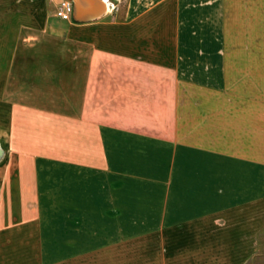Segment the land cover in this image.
<instances>
[{"label": "crops", "instance_id": "1", "mask_svg": "<svg viewBox=\"0 0 264 264\" xmlns=\"http://www.w3.org/2000/svg\"><path fill=\"white\" fill-rule=\"evenodd\" d=\"M106 1L78 22L0 0V264H243L264 227V0ZM32 69L46 91L11 92ZM43 160L75 171L70 201L43 198Z\"/></svg>", "mask_w": 264, "mask_h": 264}, {"label": "rangeland", "instance_id": "2", "mask_svg": "<svg viewBox=\"0 0 264 264\" xmlns=\"http://www.w3.org/2000/svg\"><path fill=\"white\" fill-rule=\"evenodd\" d=\"M194 24H196V26H194ZM200 26L201 25H199V22H196V23L193 22L192 30H194V28L198 30L200 29ZM68 52H69L68 55H65L63 58H58V60L63 59L65 63L64 72H63L64 73L63 82L61 85V89H63L62 90L63 91V97H62L63 102L62 103L65 109L70 110L71 103L80 105L81 100L79 99H80V95H82L83 86H79L80 87L78 88L79 90L78 89L76 90V88L73 87V85L70 82V76H71L70 61L72 60V58H71L70 51ZM25 72H27L26 75L29 74V72L24 69V73ZM31 72H35V74L30 73L29 75L30 77L29 76L27 77L28 83L25 84V86L19 85V83H17V80H16V84H12L10 86L9 88L10 91L11 92H19V91L23 92L24 89H21V88L25 87V90L29 92H32V91L33 92H45L46 91L45 87L43 86L36 87L34 84L35 80H38L39 78L42 77V75L40 76V69H32ZM82 75H84V73H82L81 71L80 76ZM48 78H50V74H48ZM68 78H69V81H67ZM129 167L131 171L135 170L134 169L135 166H129ZM19 170H20L19 166H17L16 171H19ZM31 171L34 173H37L38 179H39L37 181V184L39 185V188L44 190L46 195H44L43 198L46 199V201H51L57 198L64 202L67 201V199L69 201L71 200L70 196H66V193H67L66 190H70L73 187V185L75 186L76 184V181L73 180V174H75V171H73V168L71 166L60 164L58 162L43 160V161H38L34 163V165H32ZM87 177H88V174H86L83 177L81 176L82 178L81 182H83L84 180V183L89 184L90 181L86 179ZM238 184H241L240 188L243 187L242 182L238 181ZM256 184H257L256 195L258 196V194H263L264 193V181H259V182L257 181ZM59 189H62L63 191H61L60 193L58 192ZM79 199L81 200V202L84 200L87 201L86 197H81ZM122 200H124L123 202L125 203V205L133 206L137 204H143L144 198L131 195V196L122 198ZM96 203H97V207L101 206L100 212H97V216H99L102 214V211H103V197L97 195ZM48 210H51V209H48ZM97 211L99 210L97 209ZM55 214L56 213L54 210V213H52L51 215H55ZM259 215L261 214H256L257 221L259 220V217H260ZM97 219L101 220V218L100 219L97 218ZM48 247H49L48 248L49 251L47 252V255L49 257L52 255H55L53 247L52 246H48ZM240 248H241L240 252L242 253V257L244 258L243 264H264V255L258 254L259 251L264 250V227L257 230L254 242H253V239L250 238L243 245H240ZM47 263L53 264L54 262H52V260H49Z\"/></svg>", "mask_w": 264, "mask_h": 264}, {"label": "bare ground", "instance_id": "3", "mask_svg": "<svg viewBox=\"0 0 264 264\" xmlns=\"http://www.w3.org/2000/svg\"><path fill=\"white\" fill-rule=\"evenodd\" d=\"M75 3L76 15L82 20L96 19L113 8L106 0H75Z\"/></svg>", "mask_w": 264, "mask_h": 264}, {"label": "built area", "instance_id": "4", "mask_svg": "<svg viewBox=\"0 0 264 264\" xmlns=\"http://www.w3.org/2000/svg\"><path fill=\"white\" fill-rule=\"evenodd\" d=\"M57 15L65 21H70L73 19V3L69 0H62Z\"/></svg>", "mask_w": 264, "mask_h": 264}, {"label": "water", "instance_id": "5", "mask_svg": "<svg viewBox=\"0 0 264 264\" xmlns=\"http://www.w3.org/2000/svg\"><path fill=\"white\" fill-rule=\"evenodd\" d=\"M73 3V19L75 21H78V22H84V21H89V20H94V19H88V20H82V19H79L76 15V3H75V0H69ZM101 17V16H100ZM99 18V17H97Z\"/></svg>", "mask_w": 264, "mask_h": 264}, {"label": "trees", "instance_id": "6", "mask_svg": "<svg viewBox=\"0 0 264 264\" xmlns=\"http://www.w3.org/2000/svg\"><path fill=\"white\" fill-rule=\"evenodd\" d=\"M259 255H264V250L258 252Z\"/></svg>", "mask_w": 264, "mask_h": 264}]
</instances>
